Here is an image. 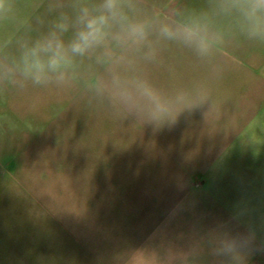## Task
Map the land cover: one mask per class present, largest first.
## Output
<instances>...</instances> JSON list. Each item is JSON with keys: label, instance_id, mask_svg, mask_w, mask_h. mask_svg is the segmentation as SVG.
Masks as SVG:
<instances>
[{"label": "clouds", "instance_id": "9594fccd", "mask_svg": "<svg viewBox=\"0 0 264 264\" xmlns=\"http://www.w3.org/2000/svg\"><path fill=\"white\" fill-rule=\"evenodd\" d=\"M226 42L264 47V0H0V95L79 90L112 116L158 129L184 112L206 119L211 72L185 83L158 80L176 48L215 67ZM248 234L215 230L188 249L147 255L154 264H247Z\"/></svg>", "mask_w": 264, "mask_h": 264}, {"label": "rangeland", "instance_id": "374dc122", "mask_svg": "<svg viewBox=\"0 0 264 264\" xmlns=\"http://www.w3.org/2000/svg\"><path fill=\"white\" fill-rule=\"evenodd\" d=\"M175 126L122 121L79 90L0 95V264H79L110 235L102 215H192L177 194L213 157Z\"/></svg>", "mask_w": 264, "mask_h": 264}, {"label": "crops", "instance_id": "0c3cea01", "mask_svg": "<svg viewBox=\"0 0 264 264\" xmlns=\"http://www.w3.org/2000/svg\"><path fill=\"white\" fill-rule=\"evenodd\" d=\"M185 3L198 6L202 0ZM162 55L165 66L154 76L163 82H170L168 66L176 83L219 71L209 82L206 119L195 110L174 123L177 139L198 141L193 154L213 157L177 194L178 204L191 194L192 215H102L103 226L110 218V235L96 233L94 247L84 249L79 264H154L147 255L188 249L215 230L251 233L247 264H264V47L226 42L215 67L198 65L190 53L176 48ZM202 264L214 261L205 256Z\"/></svg>", "mask_w": 264, "mask_h": 264}]
</instances>
